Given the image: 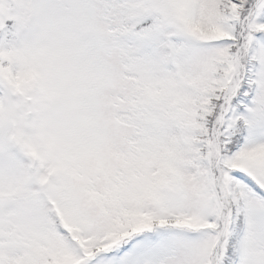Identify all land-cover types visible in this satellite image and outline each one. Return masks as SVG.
I'll return each mask as SVG.
<instances>
[{
    "label": "snow or ice",
    "instance_id": "1",
    "mask_svg": "<svg viewBox=\"0 0 264 264\" xmlns=\"http://www.w3.org/2000/svg\"><path fill=\"white\" fill-rule=\"evenodd\" d=\"M0 264H264V0H0Z\"/></svg>",
    "mask_w": 264,
    "mask_h": 264
}]
</instances>
